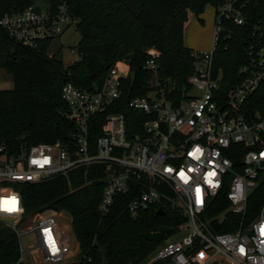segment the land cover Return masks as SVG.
Here are the masks:
<instances>
[{
	"label": "built area",
	"instance_id": "1",
	"mask_svg": "<svg viewBox=\"0 0 264 264\" xmlns=\"http://www.w3.org/2000/svg\"><path fill=\"white\" fill-rule=\"evenodd\" d=\"M246 1L224 0L214 7L210 45L192 50V73L178 101L158 76L159 52L145 49L142 69L152 73L149 89L127 101L145 116L139 131L128 135L124 113L111 111L130 72L127 62L117 60L99 86H62L61 113L73 123L65 142L0 146V221L17 236L19 260L24 249L18 226L24 208L15 184L48 181L99 165L104 175L101 213L108 211L116 194L129 191L134 192L127 206L131 215L158 202L165 205L163 188L168 187L175 196L171 203L186 217L177 226V238H168L142 264H210L218 256L222 264H264V196L257 214L245 221L249 194L258 186L264 191V116L256 112L249 118L245 110L248 97L264 81V20L250 25L242 45L244 61L232 80L223 79L221 69L214 68L221 36L230 37L224 23H247ZM77 22L67 0H59L56 7L33 3L3 14L0 31L36 50ZM95 115L102 118L100 134L91 142L89 125ZM217 197L228 205L211 215ZM227 213L238 218L234 229L217 232L213 226L221 225ZM60 214L54 209L36 213L26 231L36 237L34 249L45 264H81L79 258L67 261L70 243L59 227Z\"/></svg>",
	"mask_w": 264,
	"mask_h": 264
},
{
	"label": "trees",
	"instance_id": "2",
	"mask_svg": "<svg viewBox=\"0 0 264 264\" xmlns=\"http://www.w3.org/2000/svg\"><path fill=\"white\" fill-rule=\"evenodd\" d=\"M41 1L51 7L59 2ZM223 1L67 0L70 13L78 18L75 26L80 36L76 45L80 58L68 64L49 55L52 42L46 41L34 50L15 42L1 30L0 68L10 75L12 86L0 89V146L16 149L21 145L65 142L73 131V123L61 113L65 105L62 86L68 82L79 88L99 86L117 60L127 62L134 72V82L130 86L129 77L123 80L121 98L111 111L124 113L128 135L139 131L145 116L129 107L127 101L145 95L149 89L152 73L142 69L147 59L145 49L152 47L159 52L158 76L178 101L192 73V49L183 43L188 11L197 15L206 5L216 7ZM33 3L34 0H0V17ZM244 13L246 25L224 23V28L231 31L230 37L221 36L214 54V68L221 69L225 80H232L244 61L242 45L250 25L264 20V0H247ZM245 110L249 118L256 112L264 116V81L248 97ZM101 119V115L91 118V142L100 134ZM103 176V167L93 165L48 181L16 183L24 218L49 209L66 213L81 264H142L177 232V226L186 217L181 208L171 203L173 194L168 187L163 188L165 205L158 202L131 215L127 206L134 192L129 191L116 194L108 211L101 213L98 204ZM263 196L262 186L249 194L245 221L257 214ZM227 205L217 197L209 214H219ZM237 219L227 213L226 220L213 227L217 232L232 231ZM19 258L16 234L0 221V264H22Z\"/></svg>",
	"mask_w": 264,
	"mask_h": 264
},
{
	"label": "rangeland",
	"instance_id": "3",
	"mask_svg": "<svg viewBox=\"0 0 264 264\" xmlns=\"http://www.w3.org/2000/svg\"><path fill=\"white\" fill-rule=\"evenodd\" d=\"M34 4L43 6L44 2L41 0H34ZM214 11L215 8L211 5H206L203 11L197 15L190 10L188 11L187 21L184 24L183 30V43L186 47L192 50H203L209 47L214 26ZM79 38L80 36L76 26H68L63 33L52 42L51 48H49V55H55L63 64H68L79 59L80 55L76 50ZM11 86L12 81L10 75L3 69H0V89L11 88ZM174 199L175 196L173 195L172 200L174 201ZM32 220V216H27L18 226L19 231L23 232L20 242L24 249L20 261L22 264H45L41 254L34 249L37 245L36 237L30 231H26L27 227L32 224ZM57 220L63 235L70 243V250L68 251L69 258L67 261H75L79 258V252L71 229L70 217L62 212V214L57 216ZM175 238H177L176 235H174V237L172 236V239ZM222 261L221 257L218 256L213 263L222 264Z\"/></svg>",
	"mask_w": 264,
	"mask_h": 264
},
{
	"label": "water",
	"instance_id": "4",
	"mask_svg": "<svg viewBox=\"0 0 264 264\" xmlns=\"http://www.w3.org/2000/svg\"><path fill=\"white\" fill-rule=\"evenodd\" d=\"M129 80H130V86H132L133 82H134V72L129 73ZM157 212L159 213V212H161V210L158 209ZM4 221H11V219H4Z\"/></svg>",
	"mask_w": 264,
	"mask_h": 264
},
{
	"label": "crops",
	"instance_id": "5",
	"mask_svg": "<svg viewBox=\"0 0 264 264\" xmlns=\"http://www.w3.org/2000/svg\"><path fill=\"white\" fill-rule=\"evenodd\" d=\"M185 45V44H184ZM186 46V45H185ZM77 244V243H76Z\"/></svg>",
	"mask_w": 264,
	"mask_h": 264
},
{
	"label": "snow or ice",
	"instance_id": "6",
	"mask_svg": "<svg viewBox=\"0 0 264 264\" xmlns=\"http://www.w3.org/2000/svg\"><path fill=\"white\" fill-rule=\"evenodd\" d=\"M11 210V209H10Z\"/></svg>",
	"mask_w": 264,
	"mask_h": 264
}]
</instances>
